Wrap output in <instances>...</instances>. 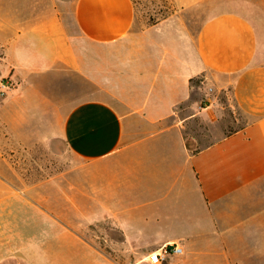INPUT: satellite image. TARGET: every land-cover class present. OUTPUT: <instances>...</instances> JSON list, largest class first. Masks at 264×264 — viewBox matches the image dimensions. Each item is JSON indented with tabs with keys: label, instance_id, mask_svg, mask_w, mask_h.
Instances as JSON below:
<instances>
[{
	"label": "crops",
	"instance_id": "0c3cea01",
	"mask_svg": "<svg viewBox=\"0 0 264 264\" xmlns=\"http://www.w3.org/2000/svg\"><path fill=\"white\" fill-rule=\"evenodd\" d=\"M174 1L139 27L134 0H0V117L56 118L74 158L20 185L0 147V264H133L170 243L184 253L160 264H264V0L199 26L186 10L205 0Z\"/></svg>",
	"mask_w": 264,
	"mask_h": 264
},
{
	"label": "rangeland",
	"instance_id": "374dc122",
	"mask_svg": "<svg viewBox=\"0 0 264 264\" xmlns=\"http://www.w3.org/2000/svg\"><path fill=\"white\" fill-rule=\"evenodd\" d=\"M134 1L137 6V26L139 27L159 22L179 10L174 0ZM236 4L237 0H205L192 11V14L191 9L186 10V15L190 23L191 18H193L194 23L199 26L200 20L205 18L210 12L231 9ZM68 10V16L71 18V7ZM1 57L2 53L0 51V64L2 61ZM6 80L7 78L1 76L0 71V109L7 96L2 91L1 81ZM77 84L79 85L80 82H77ZM211 95L216 97L217 107L221 108L224 106L227 108L230 106V94L214 90ZM203 96L200 108L211 102L207 99L205 93H203ZM231 113L234 116H238L244 123L249 120L246 114L235 108H233V111L231 110ZM41 115L43 114L36 112L32 118L12 120V115L9 111L7 119L0 117V147L3 150L5 160L12 165V174L17 176L18 184L20 185L41 182L48 177L58 175L73 165L74 158L67 145L63 140L55 138L53 135L55 130H52L51 127L57 124L58 120L56 118H45ZM11 123L12 126H10ZM191 133L197 134L200 138L203 137L204 140L202 141L204 142L210 139V137L205 135L206 132L204 130H191ZM99 235L100 237H106V232ZM137 259L138 256L133 264H150L148 262H137Z\"/></svg>",
	"mask_w": 264,
	"mask_h": 264
},
{
	"label": "built area",
	"instance_id": "2783aa9c",
	"mask_svg": "<svg viewBox=\"0 0 264 264\" xmlns=\"http://www.w3.org/2000/svg\"><path fill=\"white\" fill-rule=\"evenodd\" d=\"M213 88L210 89L213 92ZM184 249L178 243H170L162 246L159 250L150 253L139 255L137 262H148L150 264H160L166 261L170 256L181 255Z\"/></svg>",
	"mask_w": 264,
	"mask_h": 264
}]
</instances>
